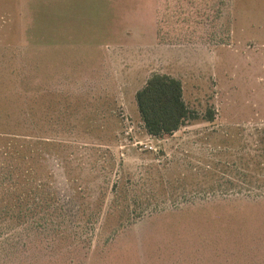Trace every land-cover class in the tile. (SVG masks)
Wrapping results in <instances>:
<instances>
[{"label":"rangeland","instance_id":"374dc122","mask_svg":"<svg viewBox=\"0 0 264 264\" xmlns=\"http://www.w3.org/2000/svg\"><path fill=\"white\" fill-rule=\"evenodd\" d=\"M263 151L264 0H0V264H264Z\"/></svg>","mask_w":264,"mask_h":264},{"label":"trees","instance_id":"16d2710c","mask_svg":"<svg viewBox=\"0 0 264 264\" xmlns=\"http://www.w3.org/2000/svg\"><path fill=\"white\" fill-rule=\"evenodd\" d=\"M137 109L149 135L161 138L177 131L196 112L188 107L183 98L182 82L165 73H154L135 93ZM207 120L214 118L209 110ZM264 155V151L262 152ZM23 153L19 155L22 157ZM28 156H23L26 164Z\"/></svg>","mask_w":264,"mask_h":264}]
</instances>
